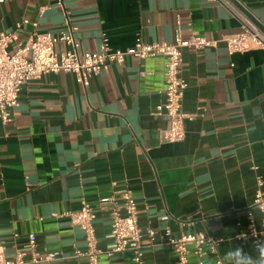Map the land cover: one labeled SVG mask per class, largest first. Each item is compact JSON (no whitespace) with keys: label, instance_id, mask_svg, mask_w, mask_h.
Here are the masks:
<instances>
[{"label":"crops","instance_id":"obj_1","mask_svg":"<svg viewBox=\"0 0 264 264\" xmlns=\"http://www.w3.org/2000/svg\"><path fill=\"white\" fill-rule=\"evenodd\" d=\"M56 1L5 0L0 32L26 39L34 31L57 35L69 24L80 47L96 51L104 39L113 49L138 38L171 42L180 25L184 38L196 33L218 42L182 51L181 76L188 86L181 110L193 117L184 121L179 142L164 138L167 117L154 113L163 98L161 56L110 64L86 88L63 72L20 87L11 121L0 122L5 256L25 251L28 258L27 239L34 234L41 255H56L36 264H87L76 256L85 248L83 233L63 213L77 210L81 200L94 207L98 247L105 249L111 205L99 206V199L111 197L120 205L127 189L137 207L142 264H176L171 248L146 235L151 229L157 236L166 226L174 236L204 232L221 238L217 254L203 257L204 264H236L228 256L236 249L256 258L257 248L235 236L254 197L252 166L264 189V51L228 53L222 39L237 32L240 22L216 0ZM233 1L264 27V0ZM195 262L191 253L187 264ZM99 264L135 263L124 251L100 255Z\"/></svg>","mask_w":264,"mask_h":264},{"label":"built area","instance_id":"obj_2","mask_svg":"<svg viewBox=\"0 0 264 264\" xmlns=\"http://www.w3.org/2000/svg\"><path fill=\"white\" fill-rule=\"evenodd\" d=\"M4 1L0 0V3ZM216 1L222 3L240 22L237 32L222 39L228 53H245L254 49L264 51V27L256 25L233 0ZM56 2L61 6L60 0ZM20 25L19 22L16 27ZM75 30L76 27L68 24L66 29L57 35L34 31L26 39H20L14 31L0 32V122L11 121L12 111L18 104L20 87L29 81L40 79L43 75L70 73L76 82L86 88L92 76L105 70L110 64L121 65L129 56L138 59L161 56L165 60L163 98L155 106L154 113L167 117L164 138L168 142L181 141L185 133L184 121L193 117L191 113L181 110L183 93L188 86L181 76L182 51L184 48L200 50L215 47L218 41L196 33L184 38L178 25L171 42L146 43L138 38L130 47L113 49L104 39L96 51H86L74 38ZM58 44L66 48L56 49ZM252 169L255 171L254 197L246 211V225L235 237L249 241L253 247L258 248L259 245H264V189L262 175L257 173L256 166H252ZM120 194V205L111 197L99 199V206L111 205L110 231L107 235L110 243L105 249L98 247L94 207L81 200L77 210L63 213L71 225L83 233L85 248L83 251H77L76 256L84 257L87 264H99L102 254L111 257L114 253L124 251L132 253V261L135 264H142V232L138 226L136 203L129 190L125 189ZM162 220L166 221L167 217ZM146 235L150 241L156 240L171 248L176 254V264H187L191 253L196 257L195 264H204L203 257L217 254V246L221 241V238L204 232H184L174 236L167 226L157 236L151 229L146 231ZM26 248L28 258L25 251H16L8 258L0 243V264H36L56 258L55 253L41 255L37 251L34 234L28 235Z\"/></svg>","mask_w":264,"mask_h":264},{"label":"clouds","instance_id":"obj_3","mask_svg":"<svg viewBox=\"0 0 264 264\" xmlns=\"http://www.w3.org/2000/svg\"><path fill=\"white\" fill-rule=\"evenodd\" d=\"M258 256L256 258H251L249 256L242 255L240 249L232 250L228 253L230 258H234L236 264H240V258L243 257L245 264H264V245H259L257 248Z\"/></svg>","mask_w":264,"mask_h":264}]
</instances>
